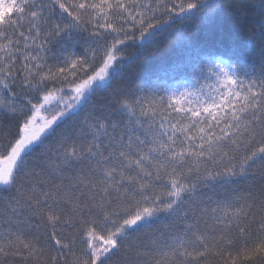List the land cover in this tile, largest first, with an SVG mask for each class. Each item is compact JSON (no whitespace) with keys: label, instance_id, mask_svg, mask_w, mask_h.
<instances>
[{"label":"snow or ice","instance_id":"snow-or-ice-1","mask_svg":"<svg viewBox=\"0 0 264 264\" xmlns=\"http://www.w3.org/2000/svg\"><path fill=\"white\" fill-rule=\"evenodd\" d=\"M241 261L264 264V0H0V264Z\"/></svg>","mask_w":264,"mask_h":264},{"label":"trees","instance_id":"trees-1","mask_svg":"<svg viewBox=\"0 0 264 264\" xmlns=\"http://www.w3.org/2000/svg\"><path fill=\"white\" fill-rule=\"evenodd\" d=\"M248 19L249 20L253 19L251 14H249ZM222 27L225 31H228L231 28V21L227 16L222 18ZM161 48H162L163 55H169L173 49V45L168 41H164L161 44ZM158 59L159 57H150L149 63H155ZM129 71H131V69ZM243 183H247V182H242V184ZM240 264H251V262L241 261Z\"/></svg>","mask_w":264,"mask_h":264}]
</instances>
